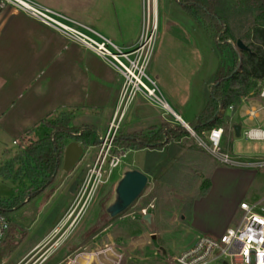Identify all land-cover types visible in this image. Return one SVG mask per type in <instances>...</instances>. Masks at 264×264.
I'll use <instances>...</instances> for the list:
<instances>
[{
	"label": "rangeland",
	"instance_id": "1",
	"mask_svg": "<svg viewBox=\"0 0 264 264\" xmlns=\"http://www.w3.org/2000/svg\"><path fill=\"white\" fill-rule=\"evenodd\" d=\"M142 1L137 14L140 29L146 16V1L144 16ZM238 1L226 0L224 34L215 37L209 23L201 24L195 20L177 0H157V32L147 73L157 79L170 105L173 103L167 96V89L184 98L183 105L190 113L199 112L221 64H224V73L236 62L241 71L245 53L236 42L241 39L253 50L256 30L264 28V10H248L236 5ZM55 2L54 9L68 12L62 0ZM97 5L85 8L88 18L95 20L100 14L112 15L120 10L116 0H98ZM234 5L237 7L231 9ZM99 9L101 12H97ZM93 23L88 22L96 29ZM227 43L236 50L237 60L225 45ZM121 79L123 81L122 76ZM249 83L246 93L229 104L232 108L226 106L227 121L219 122L224 129L222 151L244 161L264 157V140L232 137V124L241 122L247 128L264 123V110L258 120L250 121L245 115L249 105L264 104V97L260 96L264 78H251ZM110 119V114L101 110L69 108L55 112L43 120L42 125L47 130V137L59 124L103 131ZM169 124L175 129H186L187 133L181 135L185 144H167L152 152H130L117 166L107 164L109 175L92 193L83 189V183L98 155V145L84 147L71 170H63L62 165L42 194L25 199L10 211V228L0 245V264L4 255L8 257L5 264H16L22 255L29 253L27 259L32 258L31 261L46 255L48 258L42 264H64L67 258L84 248L91 252L111 245L122 254L123 264H176L175 256L190 247L197 234L219 237L226 227L234 226L242 215V199L259 202L264 208V167L221 163L203 145L197 144L198 139L179 119L171 117ZM188 126L193 129L192 124ZM198 133L202 134V131ZM36 137H40V132ZM2 140L9 144V154L16 151L17 146L10 139ZM73 140L67 139L66 144ZM32 142L26 137L18 144L26 147ZM114 145L112 152L119 155L121 147L116 140ZM9 154L0 150V166ZM130 169L144 172L148 183L126 211L111 216L108 207L116 199L118 182ZM27 184V179L0 177V199L16 196ZM40 207L43 208L38 210ZM259 211L264 214L261 208ZM47 232L46 241L30 251V247ZM79 261L83 262L84 257Z\"/></svg>",
	"mask_w": 264,
	"mask_h": 264
},
{
	"label": "crops",
	"instance_id": "2",
	"mask_svg": "<svg viewBox=\"0 0 264 264\" xmlns=\"http://www.w3.org/2000/svg\"><path fill=\"white\" fill-rule=\"evenodd\" d=\"M37 1L52 9L56 4L55 0ZM142 2L144 16V0ZM139 3L140 0H116V4L120 6L116 14H100L93 20L94 18L86 16L84 10L88 5L98 7V0H62L64 9L68 11L62 13L88 26H90L88 22L92 24L95 22L97 27L95 30L112 39L119 46L130 47L137 42L140 35L141 24L137 15L141 7ZM121 84V75L114 66L80 42L28 14L10 12L8 9L0 10V150H4L6 154L10 152L9 144L5 141L3 143L2 139L6 141L10 139L14 144L16 138L20 142V139L26 137L32 141L46 137L47 130L42 122L59 110L69 108L101 110L110 114L112 120ZM166 93L173 103L174 107L169 105L175 115L162 111L142 97H137L120 120L117 136L135 132L147 133L152 128L161 126L165 129L170 126L171 117L180 118L179 120L184 124L195 125L205 104L201 109L199 108V112L190 113L183 105L184 98H180L177 93L168 89ZM220 107L218 120L211 128L221 127L219 122L227 121L226 106ZM108 126L109 123L103 131L94 130L97 135L104 134ZM242 129H244L243 125ZM38 132L40 137H36ZM234 136L235 134L232 137ZM165 144L185 143L182 136H179ZM15 145L18 147L20 144ZM144 151L155 150L129 149L122 158L124 160L130 152ZM13 153L14 151L5 161ZM213 171L214 169L211 170L212 173ZM243 201L257 203L258 211L260 208L264 210L259 202L242 199L240 203ZM229 227L233 226L226 227L222 233ZM48 232L43 234V237L29 250L45 242ZM198 235L194 237L193 243ZM24 256L26 255H22L19 260ZM2 259L8 261L6 255Z\"/></svg>",
	"mask_w": 264,
	"mask_h": 264
},
{
	"label": "built area",
	"instance_id": "3",
	"mask_svg": "<svg viewBox=\"0 0 264 264\" xmlns=\"http://www.w3.org/2000/svg\"><path fill=\"white\" fill-rule=\"evenodd\" d=\"M144 1H146V16L139 38L132 46L122 47L94 28L37 1L0 0V10L24 12L61 31L113 65L123 78L114 115L105 134L98 133L99 152L84 179L83 189H87L89 193L94 192L106 180V175H109L107 164L115 167L120 163L122 155L112 152L119 122L137 97H142L160 106L165 112L174 114L162 94L157 79L147 73L157 32V12L155 10L157 0ZM260 96L264 97V89ZM260 104V106L249 105L245 110V115L250 121L260 118L264 110V104ZM229 108H232V105H229ZM186 126L198 139V143L221 163L264 167V157L244 161L239 156H232L222 151L224 136L222 127H213L199 134L188 125ZM241 136L249 140H264V123L242 129ZM18 141L19 139L16 138L13 143L17 144ZM240 209L242 217L237 225L227 228L219 237L199 234L190 247L175 256L176 264H264V223H262L264 215L258 211L257 203L243 201L240 203ZM9 228L10 220L0 210V245ZM29 255L30 253L16 264H42L48 258L42 255L31 261L32 258L27 259ZM90 256H93V259ZM81 257H84L83 262L79 261ZM122 258V254L111 245L91 252L84 248L67 258L64 264H123ZM5 263L6 261L2 260V264Z\"/></svg>",
	"mask_w": 264,
	"mask_h": 264
},
{
	"label": "trees",
	"instance_id": "4",
	"mask_svg": "<svg viewBox=\"0 0 264 264\" xmlns=\"http://www.w3.org/2000/svg\"><path fill=\"white\" fill-rule=\"evenodd\" d=\"M182 8L201 24L209 23L217 35L224 34V9L226 0H177ZM248 10H264V0H239L238 4ZM237 6H231L233 9ZM226 38V37H225ZM223 38V39H225ZM238 59L236 50L230 43L225 44ZM253 50H243L245 58L241 71L238 62L227 73L223 72L221 64L216 77L210 82L207 89V99L201 110L197 122L192 128L195 131L210 129L218 120L221 105L230 103L245 94L250 79L264 78V28H258L253 38ZM218 48L222 49V46ZM224 62V59L221 60ZM224 73V74H223ZM182 130V131H181ZM161 126L152 128L147 133L135 132L116 137V142L121 147L119 155H124L129 149L161 150L165 142L186 134V129ZM67 139L78 141L83 147L99 145L98 135L92 127L73 128L59 124L53 128L51 134L40 140L32 142L29 146L21 144L13 155L0 166V177L4 179H27L28 184L16 196L9 199H0V210L5 216L25 199H32L41 194L54 181L55 175L63 163V155ZM9 218V217H8Z\"/></svg>",
	"mask_w": 264,
	"mask_h": 264
},
{
	"label": "water",
	"instance_id": "5",
	"mask_svg": "<svg viewBox=\"0 0 264 264\" xmlns=\"http://www.w3.org/2000/svg\"><path fill=\"white\" fill-rule=\"evenodd\" d=\"M236 43L239 49L250 51V47L243 40L238 39ZM233 130L235 136L240 137L242 125L239 123L234 124ZM83 151L84 147L78 141L68 142L64 151L63 170H71L80 159ZM147 183L148 176L144 172L137 169L127 170L116 187L115 201L108 207L111 216H117L126 211L140 196ZM145 218L150 222L148 215Z\"/></svg>",
	"mask_w": 264,
	"mask_h": 264
},
{
	"label": "bare ground",
	"instance_id": "6",
	"mask_svg": "<svg viewBox=\"0 0 264 264\" xmlns=\"http://www.w3.org/2000/svg\"><path fill=\"white\" fill-rule=\"evenodd\" d=\"M155 10L157 12V2H155ZM185 125H187V124H185Z\"/></svg>",
	"mask_w": 264,
	"mask_h": 264
},
{
	"label": "snow or ice",
	"instance_id": "7",
	"mask_svg": "<svg viewBox=\"0 0 264 264\" xmlns=\"http://www.w3.org/2000/svg\"><path fill=\"white\" fill-rule=\"evenodd\" d=\"M262 223H264V221H262Z\"/></svg>",
	"mask_w": 264,
	"mask_h": 264
}]
</instances>
